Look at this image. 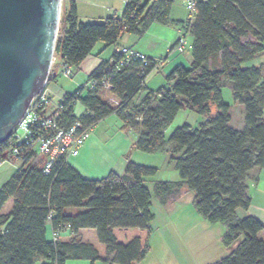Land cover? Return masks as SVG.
<instances>
[{
  "label": "trees",
  "instance_id": "obj_1",
  "mask_svg": "<svg viewBox=\"0 0 264 264\" xmlns=\"http://www.w3.org/2000/svg\"><path fill=\"white\" fill-rule=\"evenodd\" d=\"M172 5L173 0H127L120 17L83 22L76 1L69 0L49 83L57 80L62 66L79 70L99 42L112 45L125 34L142 36L154 23L180 24L171 18ZM191 40L190 66L174 68L166 76L167 85L157 91L141 86L143 76L137 69L124 68L112 78L111 90L78 88L66 94L67 99L78 95L85 110L77 115V104L69 106L63 113L64 126L79 119L84 127H94L117 114L126 130L138 134V150L166 151L175 162L181 180L157 182L159 201L166 204L186 186L195 193L196 212L225 226V246L237 242L229 255L213 264H264V225L253 216L238 215L251 204L250 170L264 165V71L262 66H246L264 53V0H197ZM113 58L121 57L114 52ZM111 66L103 61L88 80H99ZM228 85L233 101L245 107L242 130L230 125L232 106L223 94ZM110 96L123 108L116 112ZM184 109L208 119L198 128L184 124L167 136ZM13 161L20 167L0 187V264H35L38 259L42 264L68 260L137 264L146 258L155 213L145 183L158 168L130 160L123 175L111 171L104 178L87 179L64 157L47 174L44 159L33 152ZM9 200L12 208L4 212ZM69 208L85 210L70 214ZM49 223L57 231L55 240L48 238ZM65 224L74 234L68 241L60 239ZM85 228L97 230L107 257L102 258L94 244L77 238Z\"/></svg>",
  "mask_w": 264,
  "mask_h": 264
},
{
  "label": "crops",
  "instance_id": "obj_2",
  "mask_svg": "<svg viewBox=\"0 0 264 264\" xmlns=\"http://www.w3.org/2000/svg\"><path fill=\"white\" fill-rule=\"evenodd\" d=\"M75 1L77 4L79 17L83 22L103 21L106 18L111 17L113 15H118L120 17L124 11L125 4L127 2V0H75ZM175 1L176 0H173V5L171 9V18L174 21L180 22V24L162 25V24L154 23L142 36L125 34L116 42V44H114L115 48L116 46L133 47L136 50L146 54L150 58L153 59L166 58L169 47H172L177 43L178 38L180 37L181 29L187 18V10L185 7V3L187 0H180L183 5V8L186 11V16L184 14V16L182 17L177 16L175 13V8H176ZM97 46L98 44H96L93 52L81 64L80 69L77 71V73L75 72L72 80H74V82L76 81L77 84L84 83L85 82L84 80L86 78L88 80L92 72L95 71L103 61H108L109 63H113L114 60L113 55L115 50L111 53V55L106 56L107 51L102 52L103 49L105 48V47L103 48L104 44L100 45L99 47ZM191 48H192V40H190V46L185 53L190 52L191 54ZM175 55L166 58L163 65L160 67L161 69H164V72L162 74L160 73H158V75L154 74L160 69L159 68L150 75V77L146 82V87L148 90L157 91L161 87L166 86L167 85L166 76L177 66L179 65H184L187 67L190 66L189 64L191 63V60L185 58V55L184 56H182V54L177 56ZM256 60L257 63L254 65L262 66L264 71V53L260 55L258 58H256ZM77 74L82 75L81 81L77 80L76 78ZM156 80L158 84H155ZM146 92H143L142 95L138 96L137 100H140V97L144 96ZM223 94H224V88H223ZM76 109L77 106L75 107V111ZM76 114L79 115L77 112ZM110 116L117 117L118 121H116V129L106 130L105 128H101L100 131H97L98 126ZM110 116L102 119L92 128L91 135L87 140V142L85 143V145L82 147L80 154L76 157H71L67 160V162L71 166H73L78 172H80L82 176H84L87 179H101L106 177L111 171H115L119 175H123L125 173L128 161L130 160L139 164L144 163L143 160H141L145 158L144 155H141L140 151L136 148V141L138 139V134L133 130H126L123 127L122 120L118 117L117 114H112ZM162 152L165 158L168 157L166 151H162ZM11 176L12 174L7 175L0 173V187L5 182H7ZM247 184H248V194L251 199V204L247 210H239L238 215L240 217H244L247 215L253 216L264 225V165L261 168H254L250 170L247 178ZM182 190H184V193L186 194L189 193L188 191L189 189L186 186H183ZM186 204L185 207L187 208L189 207L188 210H184L185 209L184 207L182 212L179 213V216L182 217L183 222L185 221V224H190L191 227L192 225H194L195 229H197L198 226L200 227V225L206 226V224H208L207 223L208 220H206L196 212L193 203L191 204L190 202L189 204L188 202ZM70 210L71 209L69 208L68 213L72 214ZM217 224H221V223H215L211 226L209 225V227L207 225V228L212 229L213 228L212 226H217ZM221 230L224 235L226 229L223 224L221 226ZM62 237L65 238L63 239ZM73 237L74 234L68 229L61 232L60 234V239L63 241L71 240ZM48 238L53 239V228L51 223L48 224ZM77 238L82 241L90 242L94 244L100 254V247L97 243L99 239L96 229H92V228L81 229L77 234ZM236 245L237 242L234 245H232V247ZM101 257L105 258L107 256L104 257L101 256ZM42 263H43L42 259H38L35 264H42ZM98 263L105 264L102 260H98L95 263H92L90 260H68L66 262V264H98ZM137 264H143V261Z\"/></svg>",
  "mask_w": 264,
  "mask_h": 264
},
{
  "label": "rangeland",
  "instance_id": "obj_3",
  "mask_svg": "<svg viewBox=\"0 0 264 264\" xmlns=\"http://www.w3.org/2000/svg\"><path fill=\"white\" fill-rule=\"evenodd\" d=\"M68 3L69 0H62V15L64 6H66ZM175 4L176 15L182 17L185 14L186 16V11L183 8L181 1L176 0ZM103 44V48H105L102 52L107 51L106 56L111 55V53L115 50V45L113 44L108 46L104 42H99L97 47ZM177 55L180 54H176L175 56ZM184 55L185 58L191 60L190 52L185 54L182 53V56ZM55 57H57L56 54ZM256 63L257 60L254 59L248 61L246 66H253ZM74 70L77 73L78 70H76V68ZM163 72L164 69L160 68L154 74L158 75V73L162 74ZM76 78L78 81H81L82 75L77 74ZM86 80L87 78L84 81ZM155 84H158L157 80L155 81ZM78 87L79 85L76 83V81L74 82V80L71 78L63 76L60 71L57 80L51 83V88L63 96L68 93H74ZM224 97L226 102L230 103L232 106V121L230 122V125L236 129L242 130L245 125L244 105L234 103L232 90L229 86L224 88ZM83 107L84 106L82 103L79 102L77 104L76 112L79 115H81L84 111ZM216 112L217 109L214 107L211 115H215ZM207 119L208 118L206 116L200 115L189 109L181 110L177 114L172 124L168 127L167 136L184 124H189L193 128H198L199 125L201 123H205ZM116 121H118L116 116L108 117L98 126L97 131H100L101 128H105L106 130L116 129ZM140 153L145 157L144 159H141L144 162L142 165L158 168L157 174L154 177L147 178L145 183L152 194V209L156 215V218L152 222L150 252L143 260V264H213L221 258L229 255L235 246H225L222 237L223 232L221 230L222 224H217V226H212V229H208L207 225L208 227L209 225H213L208 221L206 226L200 225V227L198 226L197 229H195L194 225L191 227L190 224H185V221L183 222L182 217L179 216V213H181L184 207L187 205L186 203H193L195 197V193L193 191L188 190L189 193L186 194L184 193V190H181L179 194L172 197L166 204H162L159 201L155 191V185L157 182L181 180L179 171L175 167V162L170 160L169 157L165 158L162 151H158L156 153H146L140 151ZM17 169V164L15 165L7 162L0 167V173L13 175ZM12 203V200H9L6 203L4 212L10 211L12 208ZM188 208L185 207L184 210H188ZM70 209L72 214H77L85 210L84 208ZM62 238L64 239L65 237ZM97 243L100 247V255L103 257L107 256L105 246L99 240Z\"/></svg>",
  "mask_w": 264,
  "mask_h": 264
},
{
  "label": "built area",
  "instance_id": "obj_4",
  "mask_svg": "<svg viewBox=\"0 0 264 264\" xmlns=\"http://www.w3.org/2000/svg\"><path fill=\"white\" fill-rule=\"evenodd\" d=\"M196 3L197 0L186 1V22L181 29L177 43L169 47L166 58L185 53L189 48L191 30L196 17ZM115 52L121 58L118 61L113 60L111 68L103 77L99 80H87L78 84V88L84 89V91L94 90L98 87L111 90L113 88L112 78L124 68L137 69L143 76L141 86H144L150 75L158 70L166 60V58H150L135 48L127 46H116ZM55 62L56 57L53 60V65ZM59 71L63 76L71 79L75 74L74 68L70 66H62ZM79 93L80 91L77 94ZM108 100L116 107V112L124 106L115 97L110 96ZM79 102L78 95L67 99L66 95L56 93L51 88L48 79L43 89L32 98L22 118L13 127L10 136L0 144V167L9 162L17 164L19 168L20 165L13 159L26 152H33L44 159L42 169L47 174L61 157L67 161L71 157L78 156L89 139L93 127H84L79 119L70 127H65L63 113L69 106ZM69 227V224L64 225L65 229H69ZM56 235L57 231L53 230V240L56 239Z\"/></svg>",
  "mask_w": 264,
  "mask_h": 264
},
{
  "label": "water",
  "instance_id": "obj_5",
  "mask_svg": "<svg viewBox=\"0 0 264 264\" xmlns=\"http://www.w3.org/2000/svg\"><path fill=\"white\" fill-rule=\"evenodd\" d=\"M62 0H0V144L49 79Z\"/></svg>",
  "mask_w": 264,
  "mask_h": 264
}]
</instances>
